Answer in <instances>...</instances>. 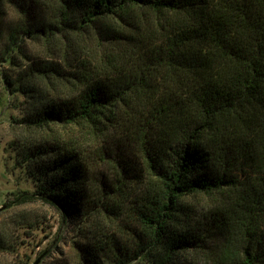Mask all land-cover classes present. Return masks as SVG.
<instances>
[{
  "label": "trees",
  "instance_id": "obj_1",
  "mask_svg": "<svg viewBox=\"0 0 264 264\" xmlns=\"http://www.w3.org/2000/svg\"><path fill=\"white\" fill-rule=\"evenodd\" d=\"M27 39L69 61L19 67ZM4 63L29 127H74L16 201L75 217L84 264H264V0H0Z\"/></svg>",
  "mask_w": 264,
  "mask_h": 264
},
{
  "label": "rangeland",
  "instance_id": "obj_2",
  "mask_svg": "<svg viewBox=\"0 0 264 264\" xmlns=\"http://www.w3.org/2000/svg\"><path fill=\"white\" fill-rule=\"evenodd\" d=\"M17 19L16 11L10 9L6 23L14 24ZM21 50L23 56L17 58L19 67L31 60H48L63 66L69 61L65 53L62 56L53 54L52 49L39 40L27 39ZM17 71L18 66L0 65V207H3L0 234L6 242V247L0 249V264H84L79 251L84 240L78 236L75 217L63 223L61 213L40 200L16 201L22 192H32L36 187L24 156L25 148L46 138L65 137L74 131V127L67 124L52 123L45 128H34L23 121L27 101L20 93L9 95L3 77V72L16 76ZM207 198L204 193H196L183 200L185 205L198 208L205 205ZM10 202L13 203L8 205ZM231 246L211 241L205 251H193L191 257L212 261V257L230 253Z\"/></svg>",
  "mask_w": 264,
  "mask_h": 264
},
{
  "label": "water",
  "instance_id": "obj_3",
  "mask_svg": "<svg viewBox=\"0 0 264 264\" xmlns=\"http://www.w3.org/2000/svg\"><path fill=\"white\" fill-rule=\"evenodd\" d=\"M3 207H0V211L2 210ZM36 264V263H35Z\"/></svg>",
  "mask_w": 264,
  "mask_h": 264
}]
</instances>
